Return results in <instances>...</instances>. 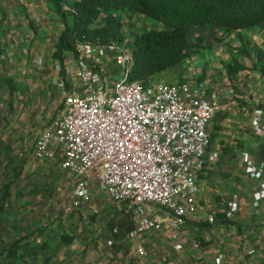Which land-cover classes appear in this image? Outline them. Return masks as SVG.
<instances>
[{
    "label": "crops",
    "instance_id": "1",
    "mask_svg": "<svg viewBox=\"0 0 264 264\" xmlns=\"http://www.w3.org/2000/svg\"><path fill=\"white\" fill-rule=\"evenodd\" d=\"M0 12L4 13L0 15V78L10 79L14 88L12 93L9 84L0 80V155L2 160L9 147L13 158L12 165L3 168V173L11 174L7 183L11 184L12 207L0 214V250H6L20 237L30 236L19 250L20 254H27L21 264H264V112L260 113L264 110L263 73L247 67L245 72L255 84L244 97L234 91L238 105L225 95L230 88H223L222 80L206 76L201 83L193 81L195 74L204 76L211 72L206 63L214 61L215 53L211 57L199 48L206 31L203 28L209 26L190 31L188 57L174 68L179 74L172 85L191 83L202 94L221 95L222 109L210 130L212 136L217 135L211 144L215 146L209 153V169L202 177L200 195L191 203L185 225L179 231L164 227L141 234L134 224L127 231L124 227L133 222L132 215L124 212L123 204L96 193L95 184L82 208L71 209L76 179L62 169L60 149L53 148L43 160L33 155L38 135L58 119L73 86L72 75L63 76L59 61L54 58L63 31L61 19L52 4L42 0H0ZM149 22L153 29L164 28L157 21ZM258 32L259 29L250 30L254 39ZM191 35H199L196 42ZM260 41L264 43L263 36ZM253 53L249 56L253 57ZM104 60L106 66L113 64L107 54ZM257 63L252 60L253 66ZM65 65L76 70L74 53L66 54ZM250 83L247 80V87ZM227 136L244 140V147L227 151V146H221ZM21 140L27 141L28 147L16 151L14 145ZM231 152L240 159L238 169L222 178V162L228 161ZM246 152L249 159L242 161V153ZM16 170L21 173L19 179H11ZM219 184L222 188L217 187ZM234 192L241 198V211L235 220L228 223L218 218L210 224L211 216H225ZM156 214L167 217L161 211ZM66 236L72 241L68 242ZM139 245L144 246L146 255L137 250ZM1 261L17 263L14 257Z\"/></svg>",
    "mask_w": 264,
    "mask_h": 264
},
{
    "label": "built area",
    "instance_id": "2",
    "mask_svg": "<svg viewBox=\"0 0 264 264\" xmlns=\"http://www.w3.org/2000/svg\"><path fill=\"white\" fill-rule=\"evenodd\" d=\"M127 42L76 45V70L65 65L73 86L58 119L38 135L33 155L43 160L53 148L61 150L62 169L76 179L72 210L82 208L96 184V193L127 206L139 233L164 227L179 231L209 169L210 130L222 109L221 95L202 94L191 83L172 85L154 77L147 85L130 81L134 58ZM104 52L124 69V78L112 85ZM26 147L27 141L21 140L14 149ZM240 211L241 198L234 192L227 218L234 221ZM209 223H216L215 215ZM137 250L146 255L143 245Z\"/></svg>",
    "mask_w": 264,
    "mask_h": 264
},
{
    "label": "trees",
    "instance_id": "3",
    "mask_svg": "<svg viewBox=\"0 0 264 264\" xmlns=\"http://www.w3.org/2000/svg\"><path fill=\"white\" fill-rule=\"evenodd\" d=\"M54 7L55 13L61 19L63 31L58 39L54 58L59 61L61 73L65 76V60L68 52L75 53L78 43L88 42L95 46L125 45L126 26L123 14L140 15L148 20L164 24L162 29L142 31L132 40L134 64L130 81L149 84L156 75L167 73L188 57L190 31L196 27L216 26L227 33H236L241 43L246 38L240 34L243 31L259 29L264 34V0H42ZM0 15H4L0 12ZM123 19H121V18ZM33 26V25H32ZM33 28H35L33 26ZM129 41V40H128ZM242 49L249 47L243 44ZM258 50V49H257ZM245 51V50H244ZM260 61H264V52L258 50ZM242 55V54H241ZM257 63L254 69L264 74V66ZM230 77L246 71L247 67L235 60L227 66ZM66 77V76H65ZM14 88L8 78H0ZM215 137L213 133L212 140ZM10 148L6 149L9 165L13 158L9 156ZM211 150V147L209 151ZM229 151V149H227ZM0 155V160H1ZM20 171H14L13 179H19ZM11 184L0 188V214L12 207ZM216 222L221 218L230 222L225 216H215ZM231 223V222H230ZM133 222L126 223L124 230L131 231ZM122 234V233H121ZM33 235V234H29ZM30 236L15 240L6 250H0V260L4 257H14L16 264L27 254L19 250ZM68 242L72 238L66 236ZM121 239V238H120ZM119 239V240H120ZM48 245V242L46 243ZM122 246V245H121ZM0 264H7L1 261Z\"/></svg>",
    "mask_w": 264,
    "mask_h": 264
},
{
    "label": "rangeland",
    "instance_id": "4",
    "mask_svg": "<svg viewBox=\"0 0 264 264\" xmlns=\"http://www.w3.org/2000/svg\"><path fill=\"white\" fill-rule=\"evenodd\" d=\"M122 17L124 19V23L126 26L125 30H126V34L128 36L127 38L129 40L126 43L127 48H131L132 40L135 36L140 34L142 31L153 29V26H152L153 23L149 22V20L145 17H141L138 15H129V16H122ZM203 30H206V31H204V34L202 35L204 40L202 42H200L201 45L199 48H202L201 50H203V51H205V50L208 51V55L211 57L215 53V59L213 58L214 61L212 59H210L211 61L209 63H206V66L210 65L211 72L208 73L207 75L205 72L204 76H202L203 73H200V74L197 73L194 75L193 81L201 83V82H203V80L207 79L206 76H208V77L210 76V80H222L223 81V82L221 81L222 87L223 88H230V90H228V93H225V95H228L231 98L232 103H233V101H235L234 103L238 105L239 101L236 98V94L234 93V91L236 93H238L237 94L238 96L244 97L245 94L247 95V93L250 92L251 88L255 84V81L253 82L252 80H254V79H249L248 78L249 75L245 71L242 72L241 74H238L237 76H234L231 78L228 74L227 66L229 64H233L235 62V60H237L236 58L240 59V61L246 67H248L249 70H253L252 69L253 68V64H252L253 59H256V61H258V63H260L259 64L260 66H264V61L259 60L260 54L258 51V50H261L263 52V50H264V43L260 41L261 37L262 36L264 37V34H261L260 32H258L257 36H256L258 38L254 39V36H253L254 34L251 35L250 30L249 31H243L240 34L244 33V35H242V36L246 39L244 40V42L241 43V41L237 37L236 33H234V34L227 33L226 30L223 28L216 27V26H211V27L209 26L207 28H203ZM198 37H199V35H196V36L191 35V40H192V38H194L193 42H196L197 41L196 38H198ZM243 44H246L247 47H249V49H250V51L248 52L247 55H243V53L245 54V52L248 51L246 49H242ZM258 44H260V45H258ZM260 46H262L263 50ZM193 47H195V46H193ZM251 51L254 52L253 57L249 56V53ZM214 64H216V65H214ZM105 70H106L107 78L109 79L110 85L113 84L114 80H120V79L124 78V69L121 66L116 65L115 63H113L109 66L105 65ZM187 70L188 69H186V71ZM256 70H258V69H256ZM258 71L260 73H262L260 70H258ZM178 74H179V70L173 69V70L167 72L164 76H161L160 78H156V79H163L168 84H172V83H175L176 76ZM112 77H113V79H112ZM225 79H227V80L224 81ZM247 80L252 82L249 84L248 87L246 85ZM216 135L217 134H215V136ZM20 138H23V137H20ZM225 139H226V140H224L225 142L223 141L221 146L222 147L227 146L226 149H229V150L233 149V151H234L235 148H243L244 147V142H245L244 140H239V139L238 140L237 139L232 140L229 136H227ZM229 139H230V141H228ZM231 142H233L232 145H230ZM213 146H215V145H212V147H211L212 149H213ZM26 149H27V147L24 150H26ZM211 151H213V150H211ZM8 159L9 158L6 155L2 160H0V186L1 187L4 186L5 184H8L7 183L9 180L8 177L11 176L9 171H4L7 174L3 173V168L5 169V165L9 163ZM227 159H228V161L222 162V164H224V166H225V168L221 172L222 178L229 177L228 176L229 171H232L235 169L237 170L238 169L237 164L240 162L239 157H237L236 154L234 155L232 152H231V154L229 153V156L227 157ZM241 159H242V161H247L249 159V153L248 152L242 153ZM235 178H238V177H235ZM11 179H13V178H11ZM219 179H220V181H224L221 178H219ZM234 181H239V180L234 179ZM69 182L71 184V179H69ZM70 184H68V185L70 186ZM217 187L222 188V186L220 184L217 185ZM68 189H69V187H68ZM94 189L97 190V186H94ZM50 196L53 197V195H50ZM110 204H112V202ZM112 207L115 208L116 206L113 205ZM122 208H123L125 213L128 212V213H126L127 215L130 214L129 209L127 208V206L125 204H123ZM93 218H95V217H93ZM20 238H22V237H20ZM30 239L31 238H28L27 240H30Z\"/></svg>",
    "mask_w": 264,
    "mask_h": 264
}]
</instances>
